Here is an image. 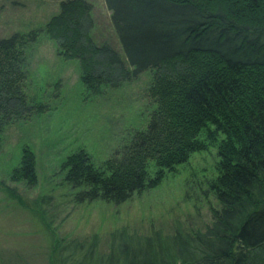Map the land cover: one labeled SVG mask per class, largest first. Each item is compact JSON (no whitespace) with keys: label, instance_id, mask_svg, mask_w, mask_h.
Instances as JSON below:
<instances>
[{"label":"trees","instance_id":"obj_1","mask_svg":"<svg viewBox=\"0 0 264 264\" xmlns=\"http://www.w3.org/2000/svg\"><path fill=\"white\" fill-rule=\"evenodd\" d=\"M104 1L125 58L94 39L89 0H62L42 27L0 38V149L9 128L51 110L28 89L30 57L44 35L62 58L79 61L84 98L152 74L146 125L129 129L100 162L81 146L59 163L61 184L74 188L79 202L124 203L218 145V174L207 183L217 204L201 228L178 222L171 233L117 229L105 252L97 235L59 243L58 262L264 264V0ZM21 148L10 179L34 187L38 157L33 145ZM52 199L49 193L32 201L43 220Z\"/></svg>","mask_w":264,"mask_h":264},{"label":"rangeland","instance_id":"obj_2","mask_svg":"<svg viewBox=\"0 0 264 264\" xmlns=\"http://www.w3.org/2000/svg\"><path fill=\"white\" fill-rule=\"evenodd\" d=\"M61 1L0 0V38L42 27L58 13ZM89 1L96 22L94 39L110 42L125 58L105 1ZM29 71L30 93L38 92L51 103V110L26 126L9 128L0 149V264H61L55 255L57 244L93 235L105 252L110 234L124 227L143 234L158 229L171 233L178 222L188 229L211 222L210 205L217 203L207 183L218 174V145L194 153L167 173L161 185L121 204L103 199L79 202L75 189L61 184L59 163L73 150L84 146L100 162L129 129L146 125L154 107L148 94L149 71L119 88L84 98L79 61L62 58L55 42L44 35L33 49ZM223 137L219 135V140ZM26 143L33 145L38 157L39 183L34 187L10 179ZM49 193L52 204L43 208V220L32 201Z\"/></svg>","mask_w":264,"mask_h":264}]
</instances>
